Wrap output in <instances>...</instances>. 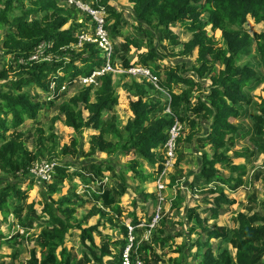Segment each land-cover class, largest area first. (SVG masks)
Masks as SVG:
<instances>
[{
  "label": "trees",
  "instance_id": "trees-1",
  "mask_svg": "<svg viewBox=\"0 0 264 264\" xmlns=\"http://www.w3.org/2000/svg\"><path fill=\"white\" fill-rule=\"evenodd\" d=\"M24 1L0 0V50L2 56H9L10 59L7 68L4 64L0 65V173L6 177L5 180H0V216L3 221L9 215H13L21 226L26 221H34L31 214L35 204L22 202L27 194L21 189L20 181L28 177L34 160L51 154L57 147L53 124L59 116L63 118L65 127L72 129L70 144L60 147V155L86 158L99 152L109 158L131 154L133 159L119 169L108 163L102 168L92 165L91 171L99 178L103 171L129 170L133 178L139 181L154 180L152 174L145 172L144 165L152 166L156 163L155 152L165 142L167 130L174 119L184 127L181 135L188 126L185 141H189L202 129V126H197L198 120H209L208 131L200 138L209 147L211 155H201L198 176L205 181L216 179L225 185H230L232 180L236 185L242 184V177L246 172L245 164L229 165L230 173L235 174L234 179L219 176L215 167L231 159H228L225 152L233 146L238 128L229 119L243 118V108L251 102L245 90H253L262 85L264 92V30L251 35L245 29L248 19L254 24L264 23V0H126L131 4V17L137 33L144 34L146 39H124L123 43L115 47L112 59L116 61L121 58L120 64L124 68L131 65H153V72L160 79L159 87L170 93L169 103H162L159 99L160 91L145 81L131 79L124 83L122 86L129 97V115L122 135L117 127L116 115L108 112L113 111L118 104L119 91L111 74L102 75L97 79L96 87H81L57 106V116L51 119L47 137L44 136L42 128L36 126L37 116L43 108L50 107L55 99L49 100V103H41L37 97L23 91V86L31 89L34 85L39 94H47L50 81L56 83L57 90L66 78L89 76L104 61L95 44L84 43L80 48L74 47L77 43L75 33L79 32L81 25L65 27L71 18H75L74 7H60L58 0H28L30 6L25 7ZM98 4L106 9L105 28L114 42V38L121 35L118 28L122 23L121 15L111 7L109 0H99ZM15 11L18 13L14 15ZM203 13L207 14L206 17H202ZM175 24L191 34L184 43L172 31ZM143 27L147 29H142ZM207 27L210 31L220 32L224 49L215 50L216 40L208 35ZM154 32L158 34V41L167 40L171 46H180L179 55L189 57L196 51V63L190 67L193 77L183 74L184 64H157L163 56L153 45ZM42 42L51 43V48L44 53L50 56V60L28 61V57ZM252 43L260 72H256L254 65L249 62L238 64L243 57L249 55ZM131 49L136 51L132 61L128 57ZM141 49H145V52ZM210 55L211 60L208 59ZM20 59L23 63L19 62ZM205 78L210 82L208 87H205ZM167 105L169 114L164 112ZM252 119L256 138L255 152L260 154L264 152V99L257 105ZM27 121L32 126L36 124L32 132L35 138L33 150L28 149L23 141L25 134L22 127ZM87 129L94 130L97 134L90 137L89 148L85 152L80 144L81 134ZM108 135H113L116 140H107ZM234 154L236 157L243 156L242 153ZM69 169V164H59L52 175V182L46 185L44 195L49 201H43L40 214L48 217L50 225L40 233L37 243L46 252L40 259L32 253L28 264H89L92 260L96 264H121L122 251L128 245L127 228L119 230L122 239L106 241L113 249L119 248L118 257H113L109 263L104 258L112 256V253L106 248L99 251L93 240L94 233L101 236L99 226L105 227L107 224L109 228H117V218L124 211L118 200L107 191L102 194L91 193L93 209L77 221L72 207L76 204L72 198L76 197L73 190L72 195L52 199L51 195L60 190L64 180L70 179L72 175L81 176L77 171L71 174ZM119 180L122 183V195L127 187L121 178ZM214 201L217 206L211 210L212 219H217L219 215V203H233L222 193ZM260 207L262 214L238 212L232 232H226L222 227L208 231L202 227L193 229L197 237L203 233L206 239L212 236L221 237L223 244L234 249L232 256L226 254V249L215 255L207 240H197L194 244V256L198 259V264H264V200L260 202ZM96 213L99 214L96 223L81 229L84 222ZM127 215L131 218V225L139 224L135 212ZM73 228L80 230L81 244L87 246L90 252V257L85 256L76 263L72 262L71 256L66 255L63 249H60L59 256L56 257V248L52 244L54 241L62 242L67 232ZM2 238L0 233V246ZM11 242H7L10 247L13 246ZM179 252L181 249L177 248V253ZM142 254L139 255L141 258ZM133 255L132 253V257ZM172 264H181V261L174 259Z\"/></svg>",
  "mask_w": 264,
  "mask_h": 264
},
{
  "label": "rangeland",
  "instance_id": "rangeland-1",
  "mask_svg": "<svg viewBox=\"0 0 264 264\" xmlns=\"http://www.w3.org/2000/svg\"><path fill=\"white\" fill-rule=\"evenodd\" d=\"M24 1L23 6H30ZM116 12L120 13L122 23L118 27L121 35L114 38V47H118V44L123 43L126 38L141 39L145 41L144 34H138L136 31L135 23L132 21L131 4L126 0H109ZM60 7L71 8L68 6L65 0H58L57 3ZM19 7L20 4H17ZM204 11V10H203ZM18 11H15L14 15ZM207 14L203 13L202 17H206ZM74 19L71 18L68 24L65 26L81 25L78 31L85 29H91L92 24L89 18L79 10L74 11ZM112 24V21L111 23ZM142 29H147L143 27ZM245 29L249 34H254L264 30V23L254 24L251 19H248ZM172 31L176 33L179 41L184 43L190 38V33L186 32L183 27L175 24L172 27ZM208 35L216 40L215 50L224 49L220 32L210 31L209 27L206 28ZM108 32V30H107ZM78 33V32H77ZM76 34V33H75ZM153 45L157 48L158 53L163 56L161 60L157 62L159 65H182L184 64L183 74L188 77H193V72L190 69L194 65L196 59V51L189 57L179 55L181 49L180 46H171L167 40L158 41V34L153 33ZM2 31H0V38ZM111 38V37H110ZM145 52V49H141ZM115 52L112 54L114 56ZM136 54L134 49H131L128 53V57L132 58ZM111 56V57H112ZM110 57V61H111ZM103 59V58H102ZM209 60L212 59L210 55ZM104 60V59H103ZM121 58L116 61L112 59V66L120 67ZM10 62L9 56H2L0 50V65H5ZM245 62H249L254 65L256 72H260L258 65V59L254 53V43L250 46L249 55L243 57L239 61V65ZM104 63V62H103ZM103 65V64H102ZM13 68V66H11ZM122 67V66H121ZM152 71L153 65L149 66ZM98 68V67H96ZM124 68V67H123ZM10 78L13 77V72L10 73ZM112 79L116 83L117 91H119L118 104L114 106L113 111H108L110 114H115L117 117V127L123 133V126L126 123L128 114V99L129 97L124 91L122 86L124 83L129 82L132 78L126 74L112 73ZM82 76V75H81ZM205 87H208L210 82L207 78ZM51 82L48 83V87ZM66 88L70 89L65 92L58 91L55 95V100L50 107L43 108L38 113V123H34L33 126L30 122H25L22 129L24 131L23 141L28 149L33 150L35 146V138L32 135L34 127L38 126L44 131V136L47 137L50 133L51 119L57 116V106L67 100L73 91L76 93L83 85H74L71 80L67 79L63 83ZM62 84V85H63ZM2 81H0V87ZM125 85V84H124ZM122 86V88H120ZM33 85L31 89L27 87L22 88L23 91H27L30 96L37 97L41 103H49L51 98H48L47 94H39ZM160 91V101H170V93L160 87L155 88ZM1 90V88H0ZM248 99L251 101L249 105H245L243 110V118L235 120L230 118L229 121L234 123L238 132L235 135V141L229 151L225 152L228 159L224 163L217 164L215 171L221 177L229 178L235 177V174H231L228 167L230 164H245L246 172L242 177V184L236 185L232 180L230 185L221 184L216 179L205 181L201 179L199 169L201 166V155L208 153L211 155V151L207 144L201 140L208 129L209 120L201 118L198 120V127L202 126V129L198 131V134L193 135L189 141H185L188 132V126L184 130L182 135H178L175 141V146L172 150L160 147L155 152L156 163L152 166L144 165L145 172L152 174L153 181L144 180L139 181L133 178V174L129 170L112 172L103 171L101 177H95L91 171V166L105 167L108 163L115 165V169L122 167L129 160L133 159V155L128 156H113L107 157L104 153L95 152L90 157L81 158L78 155L62 156L59 154L60 147L63 145H69L72 137V130L65 127L63 124V118L58 117V120L53 124V130L55 139L57 141V147L51 151V154H45L44 157H39L34 160L29 168L28 177L21 179L20 187L26 192L27 196L22 201L25 203L33 202L34 221H26L24 226L18 223V220L9 215L6 221L2 220L0 216V233L3 238L1 239L2 245L0 246V264H28L32 253L35 257L41 258L46 252L45 249L40 248L38 243V237L40 233H43L49 228L50 222L47 216H42L41 207L43 201H46L48 197L44 195L46 192V185L52 182V175L55 168L59 164H69V172L73 171L81 173V176L72 175L70 179L63 181V185L59 191L51 195L52 199L56 200L60 196L72 195V190L76 194V197H72L76 204L72 206L75 210L74 216L77 221L81 220L91 209H93L94 201L92 200L91 193L102 194L104 191L119 201L121 207H123V214L117 218V228H109L106 224L105 227L99 226L101 236L93 234V240L100 251L102 248H106L112 253V256L105 257L104 261L109 263L113 257H118V250L113 249L110 243L106 241H113L114 239H122L120 231L126 229L128 223L133 229L129 235H131L132 247L129 251L131 259L147 262L148 264H172L174 259H179L181 264H198V259L194 256L196 248L194 244L197 240L206 241L212 246L213 253L216 255L222 250L226 249L227 255H233L234 249L230 245L223 244L221 237L212 236L206 239L203 233L198 237L195 235L193 229L202 227L205 231L222 227L226 232H232L236 226L235 216L238 212L245 214H262V208L260 202L264 200V152L257 154L254 146L256 138L254 137L253 130V113L257 111V105L264 99V92L262 91V85H258L253 90H245ZM59 96L60 98H56ZM253 103H256L254 106ZM169 105L165 108V114H169ZM86 115V114H85ZM36 125V126H35ZM184 129L183 126H179L180 129ZM168 132V130H167ZM97 132L91 129L85 130L81 134V149L85 152L88 151L90 137L96 135ZM168 135V133H167ZM201 135V136H200ZM107 140L115 141L113 135L106 136ZM242 153L243 156L236 157L234 154ZM40 161L52 162L51 177L47 181H40L36 174L32 171L34 164ZM172 177L174 181L172 182ZM121 178L125 186L126 191L120 195L122 183ZM5 180L6 177L0 173V180ZM8 180L10 178L8 177ZM88 180V181H87ZM162 184V189H157V182ZM17 181V180H14ZM222 193L229 200L233 201L231 205H225L219 203V215L217 219L211 218V210L216 208L217 204L214 198ZM49 201V200H47ZM99 204H96L98 206ZM26 209L23 211L21 217L25 215ZM135 212V216L139 221L136 226L131 225V218L128 217V213ZM158 213V214H156ZM99 214H94L87 219L81 226V229L91 226L96 223ZM197 215V218H196ZM120 230V231H119ZM127 235V234H126ZM128 242V236H127ZM12 241V247L8 245V241ZM55 246V255L58 257L60 249H63L66 255L71 256L73 263H76L79 259H83L85 256L90 257V252L87 250V246L81 244L80 230L73 228L66 235L65 239L61 241H54L52 243ZM177 248L181 249V252L177 253ZM132 253L134 254L132 257ZM143 253V254H142ZM142 254V258L139 256ZM142 259H140V258ZM89 264H96L94 260Z\"/></svg>",
  "mask_w": 264,
  "mask_h": 264
},
{
  "label": "built area",
  "instance_id": "built-area-1",
  "mask_svg": "<svg viewBox=\"0 0 264 264\" xmlns=\"http://www.w3.org/2000/svg\"><path fill=\"white\" fill-rule=\"evenodd\" d=\"M67 5L70 7H74V9L79 10L84 13L92 24L91 29H85L75 34L77 39V43L74 47L80 48L84 43L95 44L96 47L101 52V57L104 59L103 65L98 68H95L89 76L79 75L71 80V82L78 86L83 85L81 87H96L98 82L97 79L102 75L106 74H126L130 76L133 80L136 81H145L146 83L151 84L154 88L159 87L160 79L154 74V72L150 69V67L142 66V65H131L128 68L123 67H115L112 66V54L115 52L114 44L105 28V19L107 17V12L104 6L99 5V0H65ZM51 48V43L42 42L35 49V52L28 57V61H37V60H50V56L45 55V51ZM112 56V57H111ZM111 57V61H110ZM20 63H23L22 59L19 60ZM51 84L48 87V98L55 99V95L58 91L65 92L70 90L66 88V86L61 84L59 88L56 90V83L54 81H50ZM73 95V91L70 93ZM56 98H60L56 96ZM50 99V100H51ZM179 126H183L177 119H174L172 125L168 128V135L161 147L165 149L172 150L175 146V141L178 135H181L183 130H179ZM52 162L48 161H40L39 163L34 164L33 173L37 175L40 181H47L51 177L52 173ZM163 186L159 182H157V189H162ZM158 214V213H156ZM127 228V236H128V245L123 249L121 254V264H141L137 260L131 259V254L129 253L132 247V240L130 232L133 229L132 226L128 223Z\"/></svg>",
  "mask_w": 264,
  "mask_h": 264
},
{
  "label": "crops",
  "instance_id": "crops-1",
  "mask_svg": "<svg viewBox=\"0 0 264 264\" xmlns=\"http://www.w3.org/2000/svg\"><path fill=\"white\" fill-rule=\"evenodd\" d=\"M127 117H128V115H127ZM70 129V128H69ZM72 130V129H71ZM238 165V164H237ZM233 179H234V177H232ZM67 234H69V231L67 232Z\"/></svg>",
  "mask_w": 264,
  "mask_h": 264
}]
</instances>
